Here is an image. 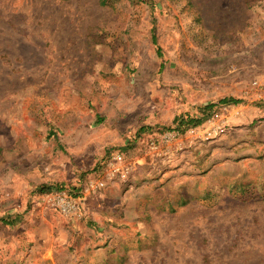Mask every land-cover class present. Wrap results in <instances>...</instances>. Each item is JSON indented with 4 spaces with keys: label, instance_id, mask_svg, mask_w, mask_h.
Listing matches in <instances>:
<instances>
[{
    "label": "rangeland",
    "instance_id": "1",
    "mask_svg": "<svg viewBox=\"0 0 264 264\" xmlns=\"http://www.w3.org/2000/svg\"><path fill=\"white\" fill-rule=\"evenodd\" d=\"M223 100V134L152 164ZM117 149L129 182L36 206ZM0 264H264V0H0Z\"/></svg>",
    "mask_w": 264,
    "mask_h": 264
},
{
    "label": "built area",
    "instance_id": "2",
    "mask_svg": "<svg viewBox=\"0 0 264 264\" xmlns=\"http://www.w3.org/2000/svg\"><path fill=\"white\" fill-rule=\"evenodd\" d=\"M237 108L234 102L219 103L200 123L180 130L165 131L157 140L148 142L152 164L161 161L171 164L187 147L209 142L223 134L229 126V115ZM185 137V141L182 139ZM100 177L89 178L80 192L57 188L37 196L35 204L43 210H54L66 216H80L87 195H99L109 182L127 183L131 180L136 162H128L121 149L109 153Z\"/></svg>",
    "mask_w": 264,
    "mask_h": 264
},
{
    "label": "trees",
    "instance_id": "3",
    "mask_svg": "<svg viewBox=\"0 0 264 264\" xmlns=\"http://www.w3.org/2000/svg\"><path fill=\"white\" fill-rule=\"evenodd\" d=\"M226 101L227 100H223L222 102H226ZM185 121H186V123H185L186 126H184V128H186L188 126L196 125V124L201 122L200 119H195V118H191V117L186 118ZM49 189H50V187L41 188L40 192H43V191H46V190H49ZM69 191L76 193V191H72V190H69Z\"/></svg>",
    "mask_w": 264,
    "mask_h": 264
},
{
    "label": "crops",
    "instance_id": "4",
    "mask_svg": "<svg viewBox=\"0 0 264 264\" xmlns=\"http://www.w3.org/2000/svg\"><path fill=\"white\" fill-rule=\"evenodd\" d=\"M218 153H224V152H218Z\"/></svg>",
    "mask_w": 264,
    "mask_h": 264
}]
</instances>
